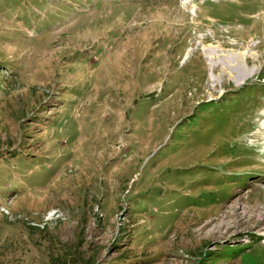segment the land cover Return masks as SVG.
<instances>
[{"label": "rangeland", "instance_id": "374dc122", "mask_svg": "<svg viewBox=\"0 0 264 264\" xmlns=\"http://www.w3.org/2000/svg\"><path fill=\"white\" fill-rule=\"evenodd\" d=\"M0 264H264V0H0Z\"/></svg>", "mask_w": 264, "mask_h": 264}, {"label": "bare ground", "instance_id": "6f19581e", "mask_svg": "<svg viewBox=\"0 0 264 264\" xmlns=\"http://www.w3.org/2000/svg\"><path fill=\"white\" fill-rule=\"evenodd\" d=\"M216 51L217 49H210L209 58L213 63H217V60L215 59V55L218 51L217 52ZM246 56L228 54L226 56L220 57L224 66H227L232 72L236 73L237 76L236 77L234 76V77H235L236 83L239 85L243 84L254 72L253 70L254 68L251 69L248 73L245 72V70L247 69V61H248L246 59ZM250 56L253 57L254 55L250 54Z\"/></svg>", "mask_w": 264, "mask_h": 264}]
</instances>
